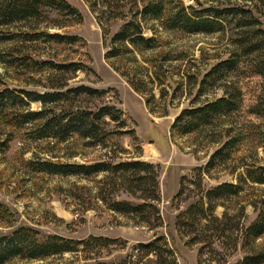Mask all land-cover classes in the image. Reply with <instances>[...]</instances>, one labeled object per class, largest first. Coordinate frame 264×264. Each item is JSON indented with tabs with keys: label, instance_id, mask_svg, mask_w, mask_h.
Here are the masks:
<instances>
[{
	"label": "rangeland",
	"instance_id": "rangeland-1",
	"mask_svg": "<svg viewBox=\"0 0 264 264\" xmlns=\"http://www.w3.org/2000/svg\"><path fill=\"white\" fill-rule=\"evenodd\" d=\"M68 1L79 10L81 19L70 18L64 26L44 29L51 33L79 35L81 39L74 43L46 40L44 36L23 40L22 36L14 35L25 29L23 23L8 25L0 21V90L9 88L21 95L19 90L22 89L39 92L48 89L46 75L51 70L38 66L32 60L51 59L64 63L78 61L85 68L69 73L71 77L67 81L68 85L85 84L105 90L103 96H82L80 101L93 109L102 99L114 104L121 109L125 123L115 127L118 123L107 117L101 126L110 132L102 133L103 140L98 144L90 142L87 137H79L77 133L65 139L48 135L38 137V133L45 130L41 128V120L28 119L26 113L42 108V104L37 100L20 104L4 98L1 104L3 107H0V203L8 210L0 216V236L24 225L37 229L39 237L55 233L80 239L93 234L115 237L118 242L100 251L94 249L89 258H83L82 251L77 255L65 251L42 258L14 256L2 264H74L82 261L115 263L131 252L136 243L148 242L156 235H165L179 264H206L198 261L201 243H185L187 236L182 237L177 232L175 216L188 202L197 199V187L190 182L194 169L203 165L209 154L218 147L224 139L221 129L230 123L240 128L244 136L235 152V156L241 158L234 157L232 162L236 164L241 159L264 160V114L259 115L250 110L252 105L264 100V72H255L254 54L240 50L235 55L240 61L230 76L242 89V107L235 115L227 117L216 126L215 134L221 136L219 142H208L205 131L183 134L171 131L170 127L179 110L188 105L197 89L192 83L194 78L190 77L189 81L185 77L187 73H193L192 76L200 79L206 70L230 56L235 49L237 18L231 19L223 30L209 33H191L157 24L156 48H135V59L131 54L106 58L104 54L108 50L109 39L124 19L112 20L108 25V34L103 36L102 28L88 3L85 0ZM120 1L113 0L116 8L112 6V9H107L102 13V18L106 19L116 13L121 8ZM122 3L126 4L124 13L125 18H128L130 12L127 8L131 2L123 0ZM181 4H190L196 9L208 6L241 7L243 16L239 21L247 23L241 28L245 30L244 35L252 41H259L264 35V0H166L169 8ZM51 16L61 18L54 12ZM151 33L148 28H144L145 35ZM7 35L10 38H6ZM25 55L30 56L27 62H23ZM154 70L160 82L156 79L153 84H149L153 91L150 109L146 101L150 94L133 89L129 79L134 72L138 71L137 75L146 77L147 73L152 75ZM209 90L208 98L222 93L218 87ZM115 128L119 129L118 132L114 131ZM130 129H133L132 132ZM130 158L146 160L157 166L160 193L157 205L162 217L161 225L151 227L145 223H135L129 215L107 208L97 199L101 174L63 175L40 168L46 165L43 163L45 161L93 163ZM221 181H235V177L228 170L220 168L214 170L211 176H203V185L206 187ZM181 183L186 185L182 198L174 199ZM248 191L251 197H262L264 184L255 183ZM118 197L134 200L124 192ZM238 201L240 199L233 198L228 203L230 207H236L239 206ZM223 208L218 205L215 213L220 215ZM245 212L247 217L244 222L248 223L255 217L256 210L248 205ZM262 238L257 239V243ZM212 240L220 256H224V264H235L245 253L239 246L231 251L229 245L223 248L215 237ZM207 255L202 253V260Z\"/></svg>",
	"mask_w": 264,
	"mask_h": 264
},
{
	"label": "trees",
	"instance_id": "trees-1",
	"mask_svg": "<svg viewBox=\"0 0 264 264\" xmlns=\"http://www.w3.org/2000/svg\"><path fill=\"white\" fill-rule=\"evenodd\" d=\"M102 28L103 36L109 32L108 25L112 20L124 19L118 30L110 39L105 57H119L131 54L134 49H154L158 46L155 36V26L158 24L164 28L182 29L187 32H204L223 30L226 24L237 18L236 47L230 56L217 61L206 70L200 79L187 73L194 78L193 84L197 86L194 96L187 106L182 107L171 123V131L178 133H192L205 131L208 142H219L221 136L215 134L216 126L229 116L240 111L243 101V92L237 81H233L230 73L237 68L239 58L236 53L242 50L246 54L253 53V67L255 72H264V35L261 39L252 41L244 35L246 26L242 18L243 9L238 6L216 7L208 6L199 9L193 5L181 4L175 7H167L166 0H130L127 10L130 15L125 18V3L120 2L121 8L106 19L102 13L116 6L113 0H85ZM134 6V7H133ZM58 17L52 18L51 13ZM230 16V19H228ZM239 16V17H238ZM70 18L81 19L79 10L68 0H0V21L5 24L23 23L25 29L15 32L14 35L22 36L23 40H33L44 36L46 40L55 42L74 43L81 39L76 34H64L48 32L49 27H61ZM50 20L51 22L47 21ZM255 20V19H254ZM144 28L152 33L144 34ZM264 33V32H263ZM10 38V36H5ZM4 37V38H5ZM30 56L25 55L27 62ZM135 59V57H134ZM31 60V59H30ZM38 66L47 67L51 73L46 75L48 89L39 92L36 90H19L20 94L14 93L9 88L0 90V107H3L4 98L14 103L23 104L28 100H37L42 104L38 110L27 111L28 119H40L42 126L38 137L43 135L65 139L73 133L79 137H87L90 142L98 144L102 142L101 134L110 131L101 126L108 117L123 125L122 111L114 104L102 99L95 109L84 104L82 96H103L104 89H97L85 84L75 86L68 85L69 73L85 68L78 61L56 62L51 59L32 60ZM138 72V71H137ZM132 73L129 83L136 91L150 94L147 105L151 109L150 99L153 97L152 87L160 77L156 70L147 76ZM218 87L222 93L208 98L210 88ZM212 90V89H211ZM204 96L203 99H200ZM251 112L263 115L264 100H259L252 105ZM26 119V120H28ZM118 128L114 131L118 132ZM131 132L133 129H130ZM208 131V132H207ZM223 131L224 139L208 156L203 165L196 166L190 182L197 187V199L188 202L183 209H179L175 216V227L180 236H187L185 243H201L198 250V261L206 264H224L225 258L212 245L215 241L222 244L223 248L229 245L231 251L238 246L245 251L244 255L235 264H264V196L251 197L248 188L255 183L264 184V160L254 159L234 163L235 152L243 141V132L230 123ZM107 132V133H106ZM243 158V157H242ZM256 158V157H255ZM46 165L40 166L51 173L63 175H96L101 174L97 199L103 202L107 208L129 215L135 223H145L151 227L161 225L162 217L157 205L160 199L158 170L152 162L130 158L113 161L100 160L93 163L80 162H54L45 161ZM217 168L226 169L233 174L235 181H221L211 186L203 185V176H211ZM240 168V169H239ZM185 177H182V179ZM181 179V180H182ZM184 186L179 185L178 191L173 198H179L183 194ZM122 192L130 195L134 200L118 197ZM240 199L239 206L230 207L232 199ZM186 198L183 197L185 201ZM218 205L223 206L220 215L215 213ZM252 206L256 210L255 217L248 223L244 222L247 214L246 206ZM179 208V206L177 207ZM233 208V209H232ZM7 207L0 203V216L7 212ZM38 230L33 227L21 225L9 234L0 236V264L14 256L28 258H42L54 254H62L70 251L74 255L82 251L83 258L91 257L90 252L97 248H109L118 242L115 237L90 234L87 238H69L55 233L43 236L37 235ZM262 238L260 243L257 239ZM123 245V243H120ZM226 244V245H225ZM207 246L206 248H204ZM208 253L202 260V253ZM74 264H179L174 249L168 244L165 235H156L148 242H138L131 252L117 262L82 261Z\"/></svg>",
	"mask_w": 264,
	"mask_h": 264
}]
</instances>
